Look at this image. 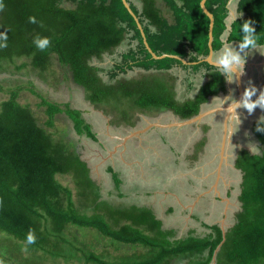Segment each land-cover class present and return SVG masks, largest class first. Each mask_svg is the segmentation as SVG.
Wrapping results in <instances>:
<instances>
[{
  "label": "trees",
  "instance_id": "16d2710c",
  "mask_svg": "<svg viewBox=\"0 0 264 264\" xmlns=\"http://www.w3.org/2000/svg\"><path fill=\"white\" fill-rule=\"evenodd\" d=\"M126 1L152 53L177 59L151 57L134 18L121 0H0V32L7 34V40L2 41L6 47L0 48V75L8 72L16 59L25 58L29 62L14 66L15 70L30 66L40 73L55 61L83 90L86 100L118 126L123 123L132 126L136 112L171 111L182 120L196 116L209 96L225 91L223 73L203 61L209 53V19L200 7L201 0H161L171 15L170 21L157 7L156 0H138L140 12L130 0ZM229 2L205 1L206 10L213 16V52L224 43H238V36L244 34L238 32L236 25L244 20L253 21L250 25L253 35L264 38V0H238L236 11L242 15L227 28ZM30 16L35 17L36 23L28 22ZM37 36L49 40L44 51L33 44ZM126 39L133 47L120 55L108 71L110 81L105 82L100 76L103 68L91 62L111 53ZM249 49L252 48L244 50ZM133 68L147 73L132 78L125 76ZM176 68L182 70V81L189 88L201 69L206 71L208 79L194 97L183 102L176 100L178 76L173 74ZM17 97L18 90L11 91L9 98L0 102V237L4 236L0 244L12 249L0 254L1 264L3 261L41 264L35 258L22 256L23 247L26 253L64 255L65 260L80 252L86 263L93 264H170L174 258L189 260V264H210L218 248L216 264H264V122L253 124L262 153L251 156L242 152L236 162L242 172V183L240 210L234 226L224 236L214 225L204 238L189 236L172 241L171 232L162 230L148 210L111 208L100 200L98 191L91 202L84 201L88 198L85 190L92 184L86 163L68 143L55 140L52 133L39 126L29 107L21 105ZM41 105L46 107L48 126H52L56 114L63 113L76 135L84 134L95 141L91 126L80 110L68 104L62 108L44 98ZM258 127L261 131H257ZM111 173L118 190L121 181L117 174ZM69 174L77 189H82L78 190L80 194L77 192V204L72 191L56 179L57 175ZM80 177L83 183L78 182ZM81 209L90 210L91 214ZM70 228L97 233L111 244L141 245L147 252L133 262L107 263L94 254L91 244L81 243ZM29 231L36 237L34 244L25 243ZM151 231L161 240L150 237ZM78 242L83 249L74 246ZM61 245L69 249L63 251Z\"/></svg>",
  "mask_w": 264,
  "mask_h": 264
},
{
  "label": "rangeland",
  "instance_id": "374dc122",
  "mask_svg": "<svg viewBox=\"0 0 264 264\" xmlns=\"http://www.w3.org/2000/svg\"><path fill=\"white\" fill-rule=\"evenodd\" d=\"M231 1L232 0H230L229 2V7H233L235 5L234 2ZM65 5L70 6L69 3H66ZM159 6L165 7L162 1H160ZM169 20H171V15L169 17ZM128 44H121L111 53L103 55L100 60H93L91 62V64L103 68L100 76L105 82L110 81L108 78V71L112 69L113 65L117 61H119L120 55L123 52H126L129 47H133L132 43L131 45ZM259 49L264 50V48ZM24 62L28 63L29 60L25 58L16 59L15 63L9 66L8 72L0 75V102L7 100L11 91L18 90V102L23 106L25 105L29 107L38 125L44 128L46 131L52 133L55 140H61L65 143H68L69 147L76 151L80 159L88 166L89 178L92 180V184L90 185V187L85 190V194L88 198H85L84 201L91 202L92 197L94 196V193L98 191L97 187L99 186L100 188L98 194L100 200L105 201L106 204L111 208H124L132 204L138 206H146L147 204H149L148 199L142 197L141 195H130V191H126L124 183L125 181H127V183H130V180H133L134 177L139 175V170L137 169L139 165L136 164V167L134 164V166L132 167L131 177L129 176L125 179V166H131L134 161H139L141 159L140 157H133L130 154L124 152V139L127 135L134 134L138 129L133 128V125L128 126L124 123L119 126L111 124V117L109 115H105L100 108H97L90 102H88L85 98L83 90L71 81L70 75L66 72V70L60 68L55 61H53L52 64L49 65L48 68L42 73L38 72L37 70H33L30 66H26L20 71L15 70L14 66L20 65ZM262 67L264 68V65ZM145 73L147 72L138 68H133L131 71H128L125 76L132 78ZM173 74L178 76V80L176 82V100H178L179 102H183L193 97L196 93L198 83L193 82L192 87L189 88L188 85L182 81L183 72L180 68L174 69ZM235 91L236 90L233 91L232 98L235 96ZM42 98L50 103L58 104L62 108L63 104H68L70 108L80 110L82 113V117L84 118L86 123L91 126V130L95 135V141L87 138L84 134L80 136L76 135L72 129L71 121L63 113L56 114L53 118L52 126H48L46 123L47 116L45 114L46 107L41 105ZM212 107L213 105L208 107V109ZM259 110L258 111L260 112V114L264 117V109L260 108ZM135 115L132 121L135 120V117L137 118V116ZM166 115H171L170 111H162L157 113L149 112L145 116H147L148 118L153 117L155 121L157 118L159 119ZM216 116L218 119H221L220 117L222 115L219 114ZM220 122L221 120L217 124V130L215 131V134H213V139L209 140L210 143L207 142V146L202 153V158L197 161V170L195 172V177L197 178H200V176L202 175L199 166L202 167L204 163H212V171L214 172L218 168L217 165L219 164L220 147L222 142L220 136V133H222ZM246 123L248 124L249 121H246ZM247 124H245L246 127ZM141 126L142 124L139 123L137 128ZM154 134L155 133H153V135ZM242 135L247 136V134L245 133ZM199 140L200 139L198 137L196 143ZM184 145L185 144H182L183 147ZM241 145H244L249 150L252 148L256 149V154L261 153V145L258 147V144L256 143V140L254 138L249 137L248 139H243ZM182 146L180 144L181 149L183 148ZM227 149L228 150H225L224 156L225 158H228L230 162L235 156L236 149L233 147H227ZM190 154H192V151H190ZM190 154L186 150L183 152L181 151V157H189ZM158 155V158L155 156L157 159H164L166 158L167 153L164 150H160ZM187 161L190 162V160ZM148 166L151 165L147 164L145 166L146 169H148ZM166 166L168 167V165ZM108 167H112V169H114V171L119 174V178L122 183L118 190L114 187L113 180L110 177V173H107L106 171ZM225 170L226 166L223 163L221 172L226 173ZM146 172L149 174L148 171ZM230 175H232V173H230ZM160 178L161 177L159 176V179ZM56 179L63 186L68 187L72 191L73 199L77 204V202H79L77 192H79L80 194V191L78 190L82 189H77L70 174L57 175ZM156 179H158V177H156ZM93 181L98 186L94 184ZM78 182L83 183V178L80 177ZM183 185L184 184L182 183L180 186ZM233 190L234 192L230 197L231 204L228 205V209L225 215H222V204L214 206V209L211 213H206V211L204 210H209L211 206L208 204V202L203 203L204 201L202 202L201 200L200 202L196 203L192 209V214L194 213L195 215L196 213L200 220L189 219L188 223H186L185 219L188 218V216L185 215L184 212L181 222H174L173 220H171L173 214L169 213V218L167 216V218L164 219L165 221L163 227L166 228L169 226H174L177 230H179V233L177 232L173 238H179L180 236H183L185 232H187V227L189 229H195L194 231L198 236H202V234L208 233L209 231L205 227L200 225V222L202 221L210 225L216 223L220 224L221 221L224 220L223 224H225V226H231L233 223H235L236 214L240 210V202L237 195V193H239L240 191V187L236 186V188H233ZM164 204L169 205L172 203L167 200L164 202ZM81 210L85 214H91L90 210ZM70 230L71 232L76 233V236L81 243H84L85 245L91 244V250H93L94 254L101 257V259L107 263L133 262L136 258L147 252V249L141 245L127 246L121 244H111L107 239H104L101 236L97 235V233L94 234L92 232L93 234H91V231L77 230L74 228H70ZM148 234L150 237L157 239V241L161 240L157 237L155 231H151ZM65 237L68 240H71V237L68 233H65ZM1 239L4 241V236H1L0 240ZM3 241H0V243H3ZM81 243H75L74 246H76L77 249H83L84 247H82ZM61 247L63 251L69 249V246L66 245H61ZM0 250V254H5L8 251H12L11 247L6 246V244H0ZM22 256L35 258L41 264H93L86 263L85 256L80 252H77L76 256L73 259L65 260L63 258L64 255L59 257H50L49 255L41 254V252L38 251L26 253L25 248L23 247ZM3 264L10 263L8 261H3ZM170 264H189V260L174 258L170 261ZM211 264H216V261L211 262Z\"/></svg>",
  "mask_w": 264,
  "mask_h": 264
},
{
  "label": "crops",
  "instance_id": "0c3cea01",
  "mask_svg": "<svg viewBox=\"0 0 264 264\" xmlns=\"http://www.w3.org/2000/svg\"><path fill=\"white\" fill-rule=\"evenodd\" d=\"M130 1L140 12L142 8L140 1ZM160 1L156 0V5L162 11L164 17L169 20L170 13L165 7L159 6ZM237 1L238 0L231 1L235 4L233 7H229L230 4H228V16L226 18L227 28H229V25L232 22L231 16L237 15ZM226 34L227 33L224 34L223 41H225ZM128 43L129 41L126 39L122 44ZM223 45L235 54H239L238 56L243 60V64L240 66L239 70L240 83L242 79L240 90L243 95L246 88H255V94L249 98L250 100L255 101L261 91H264V68L262 67L264 65V50L259 49L258 47L249 50H241L236 42L230 44L224 43ZM219 55L220 51L215 53L213 52L212 58ZM219 68L220 67H218V69ZM222 73L225 77V91L219 92L214 96H209L206 102L200 106L199 113L202 115L196 118L195 121L184 123L185 120H182L171 111V115H166L159 119L157 118L155 121L153 117L148 118L145 116L149 112H136L135 116H137V118L135 117V120L132 122L134 126L133 128L138 130H136L134 134L127 135L124 139V152L133 157H140L141 159L139 161H134L131 166H125L126 179L129 176L131 177L132 167L134 164L135 166L136 164L139 165L137 168L139 170V175L134 177V181L130 180V183L125 181V189L126 191H130V195H141L149 201V204L146 206L132 204L125 208L135 207L148 210L154 219L160 223L162 230L171 232L172 237L170 240L172 241L184 239L189 236L204 238L211 233L210 228L214 225L220 228L222 235L224 236L235 223L231 226H225V224H223L224 220L221 221L220 224L216 223L210 225L202 221L200 222V225L205 227L209 231L208 233L198 236L194 231L195 229H189L187 227V232H185L183 236L173 238L177 232L179 233V230H177L174 226L166 228L163 227L165 221L164 219L167 218L169 213H172L173 216L171 217V220L174 222H181L182 215L185 212L184 214L188 216L186 219L184 217L186 223H188L189 219L200 220L196 213L195 215L194 213L192 214V209L195 204L201 200L202 202L204 201L203 203L208 202L211 206L209 210H204L206 213H211L214 206L222 204V215H225L228 205L231 204L230 197L234 192L233 188H236V186L240 187V191L237 193L238 198L241 192L242 172L236 166L237 159L242 152L255 156L260 155L263 151L262 145L253 132V124L261 122V118L263 117L259 112L260 108H254L251 113H248L243 108H237L236 113L238 118L227 112L226 109L230 104H239L241 102L242 96L239 98L240 90L235 74L230 70L227 73ZM192 80L194 83H198L196 88L197 92L198 89L208 80L206 78V71L204 69L199 70L198 73L194 75ZM234 90H236L235 96L232 98ZM221 101H223V103H221ZM211 105H213V107L208 109ZM219 114L222 115L220 117L221 119H218L216 116ZM220 120L222 131L220 136L222 142L220 147L219 164L217 165L218 168L214 172L212 171V163H204L202 167L198 165L202 175L200 178H197L195 177L197 161L202 158V153L207 146V142L210 143L209 140L213 139V134H215L217 124ZM246 121H249V123L247 124ZM139 123H141L142 126L137 128ZM245 124H247V127ZM243 132L247 134V136L242 135L244 134ZM153 133L155 134L153 135ZM198 137L200 140L196 143ZM249 137L256 140L258 147L261 145V153H252L244 145H241L242 140L248 139ZM180 144L181 146L182 144H185L184 147L182 146V149ZM227 147H233L236 149L235 156L230 162L228 158H225L224 156L225 150H228ZM180 149L182 152L186 150L189 154L190 151H192V154H190L189 157H181ZM160 150H164L167 153L166 158L157 159L159 157L158 154ZM187 160H190V162ZM223 163L226 166V173L221 172ZM147 164L153 167L148 166V169H146L145 166ZM166 165H168V167ZM108 168L111 169V172L117 174V177L119 178V174L116 173L112 167ZM108 168L106 171L107 173H110V177L112 179V173L108 171ZM146 171H148L149 174ZM230 173H232V175H230ZM159 176L161 177V180L159 179ZM156 177H158V179H156ZM93 183L96 184L94 181ZM182 183L184 185L180 186ZM99 188L100 187L98 186V191ZM167 200H169L172 204H164Z\"/></svg>",
  "mask_w": 264,
  "mask_h": 264
},
{
  "label": "clouds",
  "instance_id": "9594fccd",
  "mask_svg": "<svg viewBox=\"0 0 264 264\" xmlns=\"http://www.w3.org/2000/svg\"><path fill=\"white\" fill-rule=\"evenodd\" d=\"M242 15L240 12L237 15L231 16V21L233 24H236V20ZM29 23H36L35 17L30 16L28 18ZM253 23V21L250 20H244L242 23L236 25V28L238 32H242L244 35L242 37L238 36V46L239 48L245 49V48H264V38L259 36L258 34L253 35L254 29L250 25ZM7 40V34L0 32V48L6 47V43H3L2 41ZM33 44L36 47V49L40 51H44L48 45L49 40L46 37H34ZM220 55L214 56L212 58L214 64H218L221 67L218 71L227 73L231 68H235L237 71L240 70V66L243 64V60L241 57H239L237 54H235L233 51L229 50L228 48L222 47L219 48ZM217 52V51H216ZM215 53V52H214ZM199 59V58H198ZM198 62V60H197ZM213 71H217V69L212 68ZM256 92L255 88H246L243 92L241 102L239 104H230L229 107L226 109L227 112H229L231 115L238 118L236 109L237 108H243L248 113H251L254 108L260 107L264 109V91H261L260 95L257 97L255 101L250 100L249 98L253 96ZM223 103V101H221ZM261 122H264V117L261 118ZM257 131H261V129L258 127ZM252 152H256V149L252 148L250 149ZM36 240V237L32 231H29L26 234L25 237V243L26 244H34Z\"/></svg>",
  "mask_w": 264,
  "mask_h": 264
},
{
  "label": "water",
  "instance_id": "95a60500",
  "mask_svg": "<svg viewBox=\"0 0 264 264\" xmlns=\"http://www.w3.org/2000/svg\"><path fill=\"white\" fill-rule=\"evenodd\" d=\"M124 7L127 9V11L129 12V14L134 18L135 22H136V25L141 33V36L143 38V43H144V46H145V49L147 50V52L151 55V57L153 59H162V58H165V57H171V58H178V57H175V56H169V55H161V56H156L154 53H152V51L150 50V48L148 47L147 43H146V40L144 38V34H143V31L141 29V25L139 24L138 22V19L136 18V16L133 14V12L131 11L130 7H129V4L126 0H121ZM205 1L206 0H201L200 1V7L202 9V11L204 12V14L208 17L209 19V28H208V43H207V46H208V50H209V53L207 55L206 58L203 59V61H205L206 63H208L209 65L213 66V67H221L220 65L218 64H214L213 61H212V54H213V51H212V27H213V16L206 10L205 8ZM183 63H185V61H183ZM230 71H232L236 78H237V84L239 85V90H240V72L237 71L235 68H231L229 69ZM239 98L240 96H242V93H241V90L239 91ZM239 100V99H238ZM237 104V103H236ZM202 114L201 113H198L196 116L190 118V119H187L184 121V123H190V122H193L195 121L196 118L200 117ZM218 249V248H217ZM217 249L215 250L214 254H213V258H212V261H214V258H215V254H216V251Z\"/></svg>",
  "mask_w": 264,
  "mask_h": 264
},
{
  "label": "flooded vegetation",
  "instance_id": "af4514ba",
  "mask_svg": "<svg viewBox=\"0 0 264 264\" xmlns=\"http://www.w3.org/2000/svg\"><path fill=\"white\" fill-rule=\"evenodd\" d=\"M217 68V67H216ZM218 69V68H217Z\"/></svg>",
  "mask_w": 264,
  "mask_h": 264
}]
</instances>
